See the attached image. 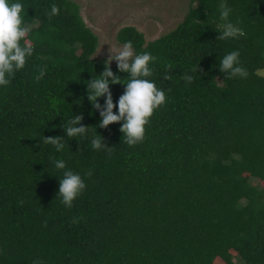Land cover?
Wrapping results in <instances>:
<instances>
[{
    "label": "trees",
    "instance_id": "obj_1",
    "mask_svg": "<svg viewBox=\"0 0 264 264\" xmlns=\"http://www.w3.org/2000/svg\"><path fill=\"white\" fill-rule=\"evenodd\" d=\"M10 2L24 6L34 52L0 86V264H264V0H225L246 33L237 38H217L221 0H190L176 26L149 41L133 25L117 30L119 43L156 57L148 79L166 94L134 146L122 121L99 127L87 98L106 59L92 58L98 38L79 5ZM235 50L247 78L220 71ZM125 87L109 84L117 114ZM77 114L88 130L70 138L63 127ZM56 135L60 151L41 142ZM95 137L111 152L93 149ZM61 159L66 169L55 167ZM67 169L86 184L71 208L58 195Z\"/></svg>",
    "mask_w": 264,
    "mask_h": 264
},
{
    "label": "clouds",
    "instance_id": "obj_2",
    "mask_svg": "<svg viewBox=\"0 0 264 264\" xmlns=\"http://www.w3.org/2000/svg\"><path fill=\"white\" fill-rule=\"evenodd\" d=\"M219 20L223 23L216 26L219 35L218 39L237 38L244 36L246 33L239 26V22L233 24L229 20L232 9L227 5L225 0L219 4ZM59 14V8L56 5L51 6L49 16ZM25 9L22 3L10 2V0H0V86H7L15 74L23 69L26 65L27 58L31 57L34 52V45L26 37L30 33V28L24 24ZM213 25V24H212ZM24 41L21 44V41ZM104 61V70L96 78L87 81V98L91 102L93 110L99 109L101 120L100 128H106L114 122H123L120 131L123 133L124 143L134 146L143 141L145 136V126L149 123L150 117L154 111L165 104L166 94L159 89L155 82L148 79L153 75L154 69L150 64L155 62L156 57L149 52L136 54L133 50L132 42H126L122 47L115 49L113 53ZM240 53L238 50L232 51L225 55L220 62V71L227 73L229 77L247 78L248 71L240 65ZM117 61L119 72L128 73V79H122L119 75L114 74L111 70V61ZM171 69L172 65L165 66ZM200 71V69H198ZM46 67L39 70V74L34 77L38 82L45 75ZM197 71V69H192ZM165 80L171 79L169 75L164 76ZM183 79L191 83L193 76L185 74ZM123 83L126 85L122 95L118 100V114L113 111L117 107L114 104L112 92L109 84ZM106 96L105 102L101 105L98 98ZM83 115L77 114L73 119L68 121L64 128L65 134L70 138L83 136L86 134L87 126L81 125ZM80 125V126H78ZM43 144L53 145L57 151L64 148L63 136H44L41 141ZM93 149L99 150L102 147L111 152L103 142V137H95L91 141ZM57 169H66L64 160H55ZM85 175L91 176L89 170ZM60 187L58 195L62 197V203L71 208L74 199L85 189L86 184L81 175L67 169L63 172V177L59 180ZM23 203V201H21ZM81 218H75L72 222L78 223Z\"/></svg>",
    "mask_w": 264,
    "mask_h": 264
},
{
    "label": "rangeland",
    "instance_id": "obj_3",
    "mask_svg": "<svg viewBox=\"0 0 264 264\" xmlns=\"http://www.w3.org/2000/svg\"><path fill=\"white\" fill-rule=\"evenodd\" d=\"M88 27L98 38L92 58L108 59L110 50L124 44L116 40L124 25L139 29L146 41L173 29L191 5L190 0H74ZM111 64H117L112 60Z\"/></svg>",
    "mask_w": 264,
    "mask_h": 264
}]
</instances>
